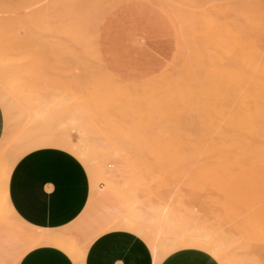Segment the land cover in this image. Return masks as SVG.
I'll list each match as a JSON object with an SVG mask.
<instances>
[{"label":"rangeland","instance_id":"374dc122","mask_svg":"<svg viewBox=\"0 0 264 264\" xmlns=\"http://www.w3.org/2000/svg\"><path fill=\"white\" fill-rule=\"evenodd\" d=\"M21 1L10 0L8 3L14 4ZM30 1L27 5L23 4L26 8L21 5L22 8L18 9L16 16L0 19V24L2 23L0 44H5L4 48L0 47V50L2 49L0 52L8 54L11 46L12 49L17 48L19 52L12 55L16 56V59L25 60L26 68L33 70L32 74L31 69L26 70L24 65L25 70L22 66L21 68L20 66L14 67V70L21 69L17 70L21 72H15L17 74L11 68L7 69L9 72L0 71V81L5 79L3 83L1 82L2 84L0 83V105L4 116V129L0 139V219L3 217L9 225L22 227L25 230L22 234L27 240L40 235H50L69 241L71 239V242L74 241L77 244L79 242L83 246L88 241L91 242L98 232L118 230V227H120L119 230H123L121 229L123 226L124 231L127 228L128 232L141 237L142 240L143 237L145 238L146 230L148 233L153 230L155 235L153 229L155 226L151 228V222L158 220L159 213L167 206L169 210L166 220L169 224V231L167 230L168 233L165 235L166 239H170L171 234L173 236L175 232L210 233L212 231L216 239L220 235L224 240L228 235L225 236L226 233L219 231L230 230L227 234L231 233L232 237L226 239L229 240L228 242H230L229 238L237 240L238 237L239 240V237L243 236L241 240L244 242L243 238H246L248 241L244 244H252H246L247 247L246 245L239 246L238 243H242L241 240L238 243L235 241V244H229L233 247L229 249L227 241L224 240L228 250L223 249L224 254L221 252L226 260L222 258L219 262L215 259L219 264H238L239 262H241L239 264H255L257 259V263H264V258L262 260L259 254L262 253L261 251L264 252V238L256 236L255 232L244 224L245 218L251 211L237 202L233 209H230L231 215L228 211L225 217L221 207V203L224 204L225 190L222 194L216 189L214 179H210V176L204 177V174L209 175L210 173L205 169L204 160L186 159L185 138L180 130L163 134L152 132L150 127L152 115L145 103L153 87L162 92L165 88H169L171 90V93L169 90V97L181 85L179 74L176 73L177 67L173 64L176 54L174 41L178 34L176 27L167 22V19L170 20L166 18L167 15L189 14V17L193 12L198 13V10L200 12V8L202 9L204 5L208 7L210 4H220V6L228 4L231 7L233 4L234 6L229 10L231 13L226 11L222 14L227 18L221 15L222 19L218 15H207L206 17L203 13H196L197 21H199L198 27L193 29L194 24L191 27L192 24L190 26L187 23L190 27L186 29V32L192 28L193 33L184 31L182 32L185 34L181 33L183 39L189 38L184 42H190V44L193 42L200 48L203 47L201 51L205 55H219L225 63L233 64L234 69H242L241 63L246 60L251 65V71L255 69V73L243 74L246 81L242 88H227V90H222V94L226 96H221L219 100L212 99L214 102H220L218 106L217 103L215 106L226 114L245 113V116H241L239 122H227L220 126L219 131L222 134L217 133V137H214L218 141L217 148L214 150L217 152L213 157L208 155L210 158L207 157L205 161H217L220 159L219 155L226 158L243 151L257 149L264 151V0H167V3L162 0L165 9L163 6V9L158 7L162 3H158L157 0H149V2L152 1V6L148 5L146 2L148 0H77V3H75L76 0ZM198 5L201 7L196 9ZM35 7L39 10L43 9L44 12H36ZM157 7L159 11L161 9L160 12H164L161 13L163 15L158 13ZM34 11L41 15V19L39 16L36 19L37 15ZM21 13L23 14L20 15ZM245 13H248L247 16ZM29 15L31 17H28ZM15 23H18L16 27ZM3 34L7 37H4L5 35L1 37ZM27 35L32 37L23 40L26 39L25 36L28 37ZM33 36L39 37V40H35L37 43L34 46H39V52L42 55L36 50L37 46H29L34 41L27 45L36 38ZM2 38L16 39L11 41L15 45L11 43L9 45L10 41L6 40L7 45ZM198 39L200 41L204 39V46L202 43L201 46L199 45ZM25 44L29 46L28 50L26 49L29 53L27 55L30 56L33 52L38 54L33 53V58L25 55L27 57L25 59L24 53L26 52L23 53L22 49ZM5 46L8 49H5ZM191 46L194 45L191 44ZM44 47L46 51L43 50ZM232 57L235 60H232ZM203 68L209 69L207 66ZM22 74L27 75V81L29 79L31 81L27 82L23 79ZM9 75H12V78L20 76L12 79ZM6 77H9L8 79L11 80L7 79L8 82L13 84L7 85ZM21 79L23 81H19ZM33 80H36L35 83ZM133 92L136 93L135 98L132 96ZM125 96L128 97L127 101L130 99V102L136 103V106L131 104L133 106L131 107L128 105L129 102L121 101L125 99L126 102L127 97ZM137 99L139 101L136 102ZM98 101L103 103V107L98 106L101 105ZM120 102L126 105L125 107L127 105L129 107V113L126 116L123 114L124 105L122 107L120 105V108L118 106ZM65 109L71 110V113L63 115L62 112ZM123 119L133 120L134 127L144 131L139 139L152 145L149 148L137 146V140L133 139L130 141L132 144L129 143L128 149H123L122 153L107 155L111 151L108 145L117 139L115 134L118 130L115 133V129L123 124ZM163 125L169 128L167 123L164 122ZM60 138L67 139L68 144L62 143ZM54 141H59L57 146ZM157 142L163 144L162 151H153L152 146ZM44 147L60 148L72 154L83 164L89 176L91 191L86 210L71 227L52 230L34 229L17 217L8 200L7 184L15 163L26 153ZM156 148L159 147L156 146ZM255 166L264 168V164H253L248 167L246 164H241L226 167L229 182L233 180L234 183L242 184L241 182L248 177L249 168ZM218 176L216 174V177ZM219 179L224 183L222 178L215 180ZM254 208L257 209L258 205L255 204ZM13 213L14 217L16 216L13 217L14 219L12 218ZM100 213L103 218H107L106 225L82 242L81 238L84 235L79 232H84L89 223H92L95 217H99ZM155 223L157 224V221ZM152 232L149 234L151 235ZM253 239L263 242L258 243ZM90 242L85 245L89 246ZM260 243L263 245L260 246ZM248 246L251 247L248 248ZM253 247L256 256L254 258L252 255L253 259L250 260L249 251H244L246 248L250 250ZM241 249L243 252L240 251ZM246 259L248 262L245 261Z\"/></svg>","mask_w":264,"mask_h":264},{"label":"bare ground","instance_id":"6f19581e","mask_svg":"<svg viewBox=\"0 0 264 264\" xmlns=\"http://www.w3.org/2000/svg\"><path fill=\"white\" fill-rule=\"evenodd\" d=\"M58 1V0H57ZM75 1V0H74ZM72 1V3L74 2ZM79 1V0H78ZM144 1V0H143ZM153 1V0H152ZM152 1L149 2L146 1L148 3V5L152 4ZM155 1V0H154ZM158 3H162V4H158L159 8H161L162 6L164 7L165 9V6L163 4V1L162 0H157ZM166 3H167V0H164ZM10 2V0H0V19H3V18H10L12 16H16L18 14V9L21 7V5L23 4H26L31 2L30 0H22L21 2L19 3H14V4H10L8 3ZM60 2V0H59ZM35 3V2H34ZM68 3V2H67ZM75 3H77V0L75 1ZM156 3V2H155ZM198 3V2H196ZM200 3V2H199ZM198 3V4H199ZM206 3V2H205ZM225 3H228V2H225ZM230 3V2H229ZM233 3V2H232ZM243 3V2H242ZM264 3V2H263ZM263 3L261 5H263ZM31 4V3H30ZM37 4V3H36ZM41 4V3H40ZM154 4V3H153ZM169 4L171 5V3L169 2ZM202 4V2H201ZM200 4V5H201ZM204 4V2H203ZM224 4V3H223ZM35 5V4H34ZM63 5V4H62ZM71 5V4H70ZM197 5V4H196ZM198 5L197 7H195L196 9L200 8L201 6ZM260 5V6H261ZM25 6V5H23ZM31 6V5H29ZM33 6V4H32ZM31 6V7H32ZM77 6V5H76ZM80 6V5H79ZM86 6V4H85ZM152 6V5H151ZM205 6V5H204ZM202 7V9L200 8V12L198 10V13L197 14H205L206 17L207 15H213V16H219L220 15L222 17H224L222 14H225L226 11H228L229 13H231L229 10H231L232 6H234L232 4V6L230 7L228 4L226 6H220L219 5H211L210 6H206V7ZM259 6V5H258ZM31 7L29 9H31ZM157 7V8H158ZM163 7L161 9H163ZM169 7V6H168ZM22 8V7H21ZM26 8V6H25ZM23 8V10L25 9ZM43 8V7H41ZM159 8H158V13L161 11H159ZM238 8V7H237ZM259 8V7H258ZM263 8H264V5H263ZM36 9V7H35ZM68 9V8H67ZM155 9V7H154ZM168 9V8H167ZM27 10V9H26ZM34 10V9H33ZM43 10V9H42ZM42 10H39V9H36L35 11L38 13H42L44 11ZM71 10V9H70ZM155 10V11H156ZM240 10V9H239ZM259 10V9H257ZM32 11V10H30ZM34 11V13H35ZM53 11V10H52ZM167 11V10H166ZM254 11V10H253ZM46 12V11H45ZM191 12V11H190ZM189 12V13H190ZM248 12V11H247ZM29 13V12H28ZM36 14L37 15V18L38 19V16H39V19H41V15L39 14ZM49 13V12H47ZM102 13V12H101ZM157 13V12H156ZM161 13H164L163 11L160 12V15H163ZM171 13V12H170ZM188 13V12H187ZM196 13H191L190 16L188 17V15H184V14H176V15H167L166 18H169L170 20L167 19V22L170 24V25H173L176 27V33L178 34V37L175 39V43H174V50H176V54H175V61H173V64L177 67V72L179 74V82H181V85L175 89V92H173L172 94H170V98L168 97L169 95V88H165V90L162 92L160 91L158 88L156 87H153L152 90H151V95L148 96V98L144 97V99L146 98V105L149 107L150 109V113L152 115V120H151V131L154 132V133H159V134H163V133H175V132H178L179 130L182 132L184 138H185V141H184V144H185V149L187 150V155H186V159L188 160H191V159H201L204 160V166H205V169L207 171H209V175L207 176L206 174H204V177H209L210 176V179H214L215 183H216V189L220 192H222L223 194V191L225 190L228 182H229V178H228V175H227V171H226V167L230 168L232 166H236V165H241V164H246L247 167L250 166V165H253V164H264V151L260 150V149H257V150H254V151H243V152H239V153H236V154H233L232 156H228L226 158H222L220 155H219V160H214V161H208L205 159L208 157L210 158V156L212 155L215 156V153L217 151H214L216 150L217 148V145H218V141L214 138V137H217L216 134H220L221 132L219 131V128L220 126H222L223 123H227V122H239L241 121V116H245V113H232V114H226L225 112H223L222 109H220L219 107H217L220 102L219 101H216L214 102L212 99H216V100H219L221 96H226V94H222V90H227V88H230V87H236V88H242L243 84L245 83V78L243 77V74L245 73H251V72H254V70L251 71L250 69V63L246 60H243L242 63H241V66L240 67H243L242 69H234V67L232 66L233 64H230V63H225L223 58L219 55H213V54H203V52L201 51V48L203 47H199L198 45H195L192 40H191V44L194 45V46H191L190 42H184V41H187L189 38H187L186 40L183 39L181 37V33L185 34L184 32H186V29H189V27H193V24H194V27L193 29H196V26L198 27V24H199V21L198 20V15ZM234 13V11H233ZM259 13V12H257ZM23 13H21L20 15H22ZM53 14V13H52ZM186 14V12H185ZM246 14V13H245ZM248 14V13H247ZM246 14V16H247ZM58 15V14H57ZM165 15V14H164ZM204 15V16H205ZM43 16V15H42ZM203 16V17H204ZM28 17H31L30 15ZM50 17V16H49ZM64 17V16H62ZM73 17V15H72ZM171 17V18H170ZM186 17V18H185ZM226 17V16H225ZM224 17V18H225ZM25 18V17H24ZM69 18V17H68ZM164 19H166L165 17H163ZM223 18V20H224ZM227 18V17H226ZM229 18V17H228ZM246 18V17H245ZM204 19V18H203ZM220 19H222L220 17ZM219 19V20H220ZM39 21V20H38ZM60 21V20H58ZM198 23H197V22ZM202 21V20H201ZM222 21V20H221ZM220 21V22H221ZM3 22V21H2ZM33 22V21H32ZM45 22V21H44ZM218 22V21H217ZM7 23V22H6ZM20 23V22H19ZM43 23V22H42ZM62 23V22H61ZM190 26L188 27L189 24ZM219 23V22H218ZM2 24V23H1ZM0 24V25H1ZM10 24V23H9ZM16 24L18 23H15V27H16ZM33 24V23H32ZM46 24V23H45ZM187 24V26H186ZM35 25V24H34ZM38 25V24H37ZM36 25V26H37ZM203 25V24H202ZM33 26V25H32ZM70 26V24H69ZM38 27V26H37ZM46 27V26H44ZM186 27V28H184ZM20 28H22L20 26ZM27 29V27H25ZM24 28V29H25ZM32 28V27H31ZM48 28V27H47ZM51 28V27H50ZM49 28V29H50ZM184 28V29H183ZM12 29V27H11ZM17 29V28H16ZM19 29V27H18ZM18 29H17V32H18ZM29 29V28H28ZM27 29V30H28ZM53 29V28H52ZM72 29V28H71ZM192 28H190L189 32L187 31L186 33H190L192 30ZM220 29V28H219ZM34 30V28H33ZM33 30L30 29V31H32L31 33H33ZM42 30V29H41ZM6 31V30H5ZM35 31V30H34ZM39 31V30H37ZM43 31V30H42ZM41 31V33H42ZM52 31V30H51ZM63 31V30H62ZM184 31V32H182ZM1 32V31H0ZM65 32V31H64ZM4 33V32H3ZM7 33V32H6ZM5 33V34H6ZM9 33V32H8ZM40 33V32H39ZM48 33V32H47ZM50 33V31H49ZM69 32H67L68 34ZM193 33V32H191ZM218 33V32H217ZM2 34V33H1ZM5 34L1 35L4 36ZM10 34V33H9ZM25 34V33H24ZM37 34V33H36ZM35 34V35H36ZM44 34V33H43ZM58 34V33H56ZM78 34V33H77ZM7 35V34H6ZM4 36V37H7V36ZM15 35V34H14ZM13 35V36H14ZM53 35V34H52ZM55 35V34H54ZM193 35V34H192ZM211 35V34H210ZM215 35V34H214ZM218 35V34H217ZM221 35V33H220ZM17 36V35H16ZM28 36V35H27ZM38 36V35H37ZM37 36H33L36 37L34 39H32L27 45H29L30 43H32V41H34L33 44H30L29 46L31 47L34 46V44L37 43V41L35 42V40H39V37H41L39 35V37ZM80 36V34H79ZM199 36V35H198ZM198 36H196L198 38ZM216 36V35H215ZM11 37V36H10ZM31 38L32 36H28L25 38L26 39H23V40H27V38ZM44 37V36H42ZM51 37V36H49ZM77 37V36H76ZM187 37V36H185ZM221 37V36H220ZM48 38V37H47ZM46 38V39H47ZM202 38V36H201ZM204 38V36H203ZM205 38L208 39L207 35H205ZM211 38V36H210ZM219 38V37H218ZM224 38V37H223ZM4 41L5 39L2 38ZM11 38H9L8 40L10 41L9 42V45L10 43L12 45H15L13 44V42L11 41H14L17 39H12L10 40ZM200 39V37H199ZM198 39V40H199ZM205 39V40H206ZM212 39V38H211ZM216 39V37H215ZM7 40V38H6ZM5 40V41H6ZM7 40V41H8ZM41 40H44V39H41ZM48 40V39H47ZM204 39H202V41H200V46H201V43L203 44ZM229 40V39H228ZM227 40V41H228ZM7 41L4 42L7 44ZM45 41V40H44ZM50 41V40H49ZM208 41V40H206ZM214 41V40H213ZM226 41V42H227ZM1 42V41H0ZM16 42V41H15ZM42 42V41H41ZM195 42V41H194ZM216 42V40L214 41ZM231 42V41H230ZM27 43V42H26ZM50 43V42H49ZM186 43H189L188 45ZM196 43V42H195ZM20 44V43H19ZM22 44V43H21ZM44 44V43H43ZM198 44V43H197ZM226 44V43H225ZM2 45V46H1ZM4 45L5 44H0V47H3L4 48ZM8 45V44H7ZM6 45V46H7ZM23 45V44H22ZM5 46V47H6ZM21 46V45H20ZM28 46V47H29ZM37 45H35L34 47H36ZM47 46V45H46ZM45 46V47H46ZM204 46V44L202 45ZM230 46V45H229ZM10 47V46H9ZM26 44L24 45V47L22 46V49H23V53L26 52L28 49ZM43 47V46H42ZM44 47L43 50H47L46 48ZM51 45L49 44V49H50ZM25 48V49H24ZM205 48V47H204ZM213 48V47H212ZM5 49H8V47H6ZM10 49V48H9ZM27 49V50H26ZM33 49V48H31ZM30 49V50H31ZM241 49V48H240ZM249 49V48H248ZM2 50V49H1ZM0 50V51H1ZM4 50V49H3ZM12 50V52H11ZM13 50H14V53H13ZM25 50V51H24ZM34 50V49H33ZM36 50L38 51V53L40 54L39 52V46L36 47ZM42 50V48L40 49V51ZM53 50V49H52ZM206 50V49H205ZM239 50V48H238ZM242 50V49H241ZM6 51V50H5ZM9 51V50H8ZM19 52V50L16 49H12V46H11V49H10V54H16L15 52ZM43 51V52H45ZM51 51V50H50ZM17 52V53H18ZM237 52V50H236ZM241 52V51H240ZM9 53L3 54V52L1 53L0 52V71H8L7 69L11 68V70L15 69L14 67H18L22 66V68L24 69V65H25V68H26V61L25 60H20V59H16L17 57L13 56L14 58H12L11 55H9ZM32 53V52H31ZM34 53V52H33ZM32 53V55H33ZM37 53V52H35ZM34 53V54H35ZM37 53V54H38ZM58 53V52H57ZM21 54V53H20ZM29 53L26 52V54L24 53V58L26 59L29 55H27ZM27 57H26V56ZM32 55L30 54V56L32 57ZM42 55V54H40ZM22 56V54H21ZM20 56V57H21ZM29 56V57H30ZM46 56V55H45ZM237 56V55H236ZM44 57V56H43ZM33 58V57H32ZM45 58V57H44ZM226 58V57H225ZM227 59V58H226ZM234 58L232 57V60ZM235 60V59H234ZM28 61V60H27ZM31 61V60H30ZM36 61V60H35ZM33 62V61H32ZM38 63V61L36 62ZM72 63V62H71ZM34 64V63H33ZM203 66H207L209 67V69H204ZM31 67V65H30ZM40 67V65H39ZM29 67L26 68V70L28 69ZM17 69V68H16ZM19 69V68H18ZM17 69V70H18ZM31 69V68H29ZM28 69V70H29ZM17 70H14V73L15 72H21V71H17ZM21 70V69H19ZM25 70V69H24ZM23 71V70H22ZM257 71V70H256ZM9 72V71H8ZM29 72V71H28ZM31 73L33 72V70L31 69L30 71ZM35 72V71H34ZM14 73H12L13 77L15 76ZM27 73V71H26ZM37 73V72H36ZM255 73V72H254ZM17 74V73H15ZM30 74V73H29ZM33 74V73H32ZM31 74V76H32ZM38 74V73H37ZM12 75L9 77L12 78ZM23 75V74H22ZM1 76V75H0ZM4 76V75H2ZM20 76V75H19ZM19 76L15 77V78H18ZM26 76L27 75H23V79L26 80ZM29 76V75H28ZM9 77H6V81L8 82V78ZM15 78H12V79H15ZM28 78V77H27ZM32 78V77H31ZM8 79V80H7ZM20 79V78H19ZM5 79H2V81H0V83L4 81ZM11 80V79H10ZM9 80V81H10ZM30 80V79H29ZM28 80V81H29ZM37 80V79H36ZM35 80V81H36ZM13 81V80H12ZM17 81V79H16ZM19 81H23L22 79L19 80ZM27 81V80H26ZM27 81V82H28ZM31 81V80H30ZM35 81L33 80V82L35 83ZM6 84L8 85L9 83H12V82H8ZM1 83V84H2ZM21 83V82H20ZM5 84V83H4ZM13 84V83H12ZM29 84V83H28ZM11 85V84H10ZM16 85V84H15ZM24 85V84H23ZM22 86V85H21ZM161 89V88H160ZM118 90V89H117ZM125 90V88H124ZM133 90V89H132ZM119 91V90H118ZM122 91V90H121ZM120 91V92H121ZM126 91V90H125ZM139 92V90H137ZM137 91H135L137 93ZM210 91H214L213 93H211ZM150 92V91H149ZM117 93V92H116ZM124 93V92H123ZM128 93V92H127ZM136 93L132 95L133 97L136 95ZM140 93V92H139ZM170 93H171V90H170ZM64 94V93H63ZM122 94V93H121ZM120 94V95H121ZM132 94V93H131ZM60 95V94H59ZM129 95V94H128ZM123 96V95H122ZM127 97V96H125ZM60 98V97H59ZM70 98V97H69ZM77 98V97H76ZM120 98V97H119ZM124 98V97H123ZM135 98V97H134ZM133 98V101H135ZM71 99V98H70ZM128 97L126 98V102H125V99H121V101L123 100L124 103H128L129 106L134 105L136 106L135 104H133L134 102H130V99L129 101H127ZM59 100V99H58ZM64 100V99H62ZM75 100V99H74ZM142 100V99H141ZM101 101V100H100ZM139 101L138 99L136 100V102ZM145 101V100H144ZM64 102V101H63ZM99 102V101H98ZM212 102V103H211ZM60 103V102H58ZM65 103V102H64ZM69 103V101H68ZM101 105H98L101 107H103V103L99 102ZM141 103V101H140ZM145 103H143L145 105ZM217 103V104H216ZM75 104V103H74ZM97 104V103H96ZM105 104V102H104ZM215 104L217 106H215ZM62 105V104H61ZM69 105V104H68ZM120 105L122 107V105H124L123 103H119V108H120ZM125 107L126 105H124V109H123V114L126 116L127 113H129V107ZM58 106V105H57ZM63 106V105H62ZM65 106V105H64ZM97 106V107H98ZM133 107V106H131ZM146 107V106H145ZM89 109V108H88ZM133 109V108H132ZM67 110V111H66ZM122 110V108H121ZM120 110V111H121ZM131 110V109H130ZM66 111V112H65ZM93 111V110H92ZM75 112V111H74ZM78 112V111H77ZM122 112V111H121ZM132 112V111H131ZM69 114L71 113V110H68V109H65L62 114ZM82 115V114H81ZM88 115V114H87ZM89 116V115H88ZM79 121V120H77ZM74 122V121H73ZM80 122V121H79ZM167 123L169 125V128H166L164 127L163 123ZM76 123V122H75ZM86 123V122H85ZM123 124L120 125V126H117V128L115 129V133H116V130L117 131V134H115V136H117L116 138V141L115 142H110V144L108 145V149H110L109 151V154L107 155H112V154H120L122 153L123 149H128V146L130 144H132V142L130 143V141H133V139H136L137 140V146H145V147H148L151 146L152 144L151 143H147L145 141H142L141 139H139L140 136L143 135L144 131L140 130L138 127H134V121L133 120H127V119H123ZM89 126V125H88ZM92 126V125H91ZM113 127V126H112ZM114 128V127H113ZM84 133V132H83ZM87 134V133H86ZM222 134V133H221ZM63 136V135H62ZM61 136V137H62ZM85 136V135H83ZM106 139V138H105ZM111 139V138H110ZM115 139V137H114ZM99 140V139H98ZM109 140V139H108ZM60 141L62 143H64L65 145L68 144V140L67 139H61L60 138ZM103 141V140H102ZM108 142V141H107ZM57 143H59V141H54V144L57 146ZM61 143V144H62ZM104 143V142H103ZM130 143V144H129ZM134 143V142H133ZM81 144V142H80ZM97 144V143H96ZM102 144V143H101ZM106 144V143H105ZM54 145V147H56ZM59 145V144H58ZM104 145V144H103ZM154 146H152V149L153 151H162V147H163V144L160 143V142H157L155 144H153ZM74 146V145H73ZM93 146V145H92ZM159 147V148H156ZM60 149V148H59ZM71 149V148H70ZM68 149V150H70ZM72 150V149H71ZM96 150L97 149V146H96ZM129 153V152H128ZM102 155V154H101ZM210 155V156H208ZM216 174L219 175L218 177H216ZM216 178H222L224 183L221 182V179H219L218 181L215 180ZM222 198V197H221ZM222 200V199H221ZM221 207L223 208V213L224 215L226 214V212L229 211V214H230V210L223 204V202L221 203ZM168 210L169 208L166 206L163 211H161V213H159L158 215V220L156 218V220H154L155 222L157 221V224L152 221L151 222V228H153L155 226L154 231H155V235L153 234L154 232H152L153 230H150L151 235L147 232V230L144 232V235H145V238L143 237V240L147 243V245L149 246L151 252H152V256H153V264H159L163 258H165L168 254H170L171 252L175 251V250H178V249H182V248H193V249H198V250H202L206 253H208L209 255H211L213 258L219 260V262L221 261V259L223 258L224 261L226 260L224 257H222V255L224 254L225 250L223 251V249H227L228 248L230 249V245H232V243H238L240 242V240L242 239V237L240 235L239 237V240H238V237H237V240H233V238H229L230 239V242H228L226 239H228V237L231 236V233L227 234L228 231L230 230H227V232H222L219 231L220 233H226L225 236L228 235V237H226L224 240L227 241L228 243V248L227 247V244H224V240L222 239V237L219 235V238L221 237V239L219 238H215L214 235L212 234V231L209 233V232H204V233H199L198 232H195V233H185V232H175L172 236L171 234V238L170 239H166L165 235L168 233V222L166 220V215L168 213ZM228 214V213H227ZM13 215V216H12ZM12 218L14 217V213L12 214ZM231 215V214H230ZM16 217V216H15ZM14 217V218H15ZM226 217V215H225ZM13 218V219H14ZM227 219V218H226ZM156 224V225H155ZM122 226V224H119V226ZM221 225V224H220ZM213 225H211L212 227ZM112 227V226H111ZM118 227V226H117ZM124 227V226H123ZM121 228L123 229L124 231V228ZM127 227V226H126ZM130 227V225H129ZM223 227V226H222ZM113 228V227H112ZM120 227H118L117 229L119 230ZM129 229V228H128ZM132 229V228H131ZM111 230V229H110ZM113 230V229H112ZM127 231V228L125 229ZM168 230V231H167ZM206 230V229H205ZM209 230V229H208ZM225 230V229H224ZM108 231V230H107ZM214 231V230H213ZM106 232V231H105ZM128 232V231H127ZM235 232V231H234ZM131 233V232H130ZM216 233V232H215ZM154 236H153V235ZM233 235V234H232ZM142 236V234H141ZM218 237V236H217ZM232 237V236H231ZM68 239V237H65ZM141 238V237H140ZM142 239V238H141ZM236 239V238H234ZM73 240V239H72ZM244 242L241 240L242 243H238V245L242 246V245H249V244H252V243H245L246 238H243ZM258 239H253V241H257ZM29 243H28V246L26 248V250H29L33 247H36L38 245H42V244H48V245H53L59 249H61L63 252H65L71 259L72 261L74 262V264H84V257H85V254H86V250L88 248L87 243L80 245V243L78 242L77 243H74V241L71 242V239L70 241L69 240H65L64 238H61V237H55V236H47V235H40V236H36L35 238H32V239H29L28 240ZM236 241V242H235ZM92 242V241H91ZM90 242V243H91ZM248 242V241H247ZM258 243L259 242H263L261 240L257 241ZM89 243V244H90ZM82 244V243H81ZM88 244V245H89ZM86 247H85V246ZM237 245V244H236ZM237 245V246H238ZM246 245V247H247ZM255 245V244H254ZM260 246L263 245V243H260L259 244ZM258 245V246H259ZM225 246V248H224ZM235 246V248L237 247ZM238 246V247H239ZM251 247V246H250ZM248 246V248H250ZM257 246H255V249L257 250L256 248ZM233 248V247H232ZM240 249V248H239ZM255 249L253 247V249H248L244 248V252H248L249 253V258L251 260V258L253 257L252 255L255 254ZM236 250V249H235ZM234 250V251H235ZM238 250V249H237ZM260 250V248H259ZM258 250V252H259ZM223 254H222V252ZM239 251V250H238ZM241 252L242 249L240 250ZM253 251V252H252ZM250 252H252L250 254ZM262 253H259L260 254V258H262L263 260V255H264V252L261 251ZM246 253V254H248ZM239 254V253H238ZM259 254L257 253V255L259 256ZM262 254V255H261ZM248 256V255H247ZM256 255H254V258H255ZM226 257V256H225ZM244 258V257H243ZM248 258V257H247ZM259 258V257H258ZM259 258V259H260ZM232 259V258H231ZM253 259V258H252ZM261 260V259H260ZM228 261V260H227ZM242 261V260H241ZM247 261V259L245 260ZM258 259L256 260L255 264H259V262L257 263ZM248 262V261H247ZM261 262V261H260ZM241 263V262H239ZM238 263V264H239ZM262 263V262H261ZM245 264V263H244ZM264 264V263H262Z\"/></svg>","mask_w":264,"mask_h":264},{"label":"crops","instance_id":"0c3cea01","mask_svg":"<svg viewBox=\"0 0 264 264\" xmlns=\"http://www.w3.org/2000/svg\"><path fill=\"white\" fill-rule=\"evenodd\" d=\"M4 129L0 105V139ZM242 184L231 180L224 192L230 210L241 203L251 212L244 224L264 238V168H249ZM240 186L241 188H239ZM91 184L83 164L72 154L44 147L23 155L13 166L7 184L11 207L19 219L34 229H59L73 226L86 210ZM242 195V196H241ZM255 204L258 208L255 209ZM252 208H254L252 210ZM102 213L82 234V242L106 224ZM25 230L0 219V264H74L61 249L48 244L26 250ZM89 244L84 264H153L152 252L140 237L123 230L98 232ZM159 264H219L208 253L182 248L168 254Z\"/></svg>","mask_w":264,"mask_h":264}]
</instances>
